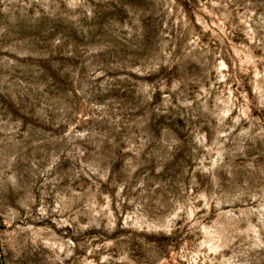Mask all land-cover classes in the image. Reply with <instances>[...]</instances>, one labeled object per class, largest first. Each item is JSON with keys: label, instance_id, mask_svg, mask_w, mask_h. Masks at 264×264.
Returning a JSON list of instances; mask_svg holds the SVG:
<instances>
[{"label": "rangeland", "instance_id": "rangeland-1", "mask_svg": "<svg viewBox=\"0 0 264 264\" xmlns=\"http://www.w3.org/2000/svg\"><path fill=\"white\" fill-rule=\"evenodd\" d=\"M0 264H264V0H0Z\"/></svg>", "mask_w": 264, "mask_h": 264}]
</instances>
